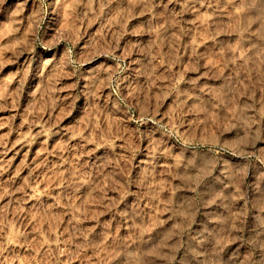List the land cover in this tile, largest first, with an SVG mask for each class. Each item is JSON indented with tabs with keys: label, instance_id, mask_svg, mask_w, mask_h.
Here are the masks:
<instances>
[{
	"label": "clouds",
	"instance_id": "clouds-1",
	"mask_svg": "<svg viewBox=\"0 0 264 264\" xmlns=\"http://www.w3.org/2000/svg\"><path fill=\"white\" fill-rule=\"evenodd\" d=\"M128 7L139 14L131 0ZM201 7H211V26L183 20L185 13L199 14ZM254 7L255 2L245 5L236 0H214L212 5L206 0H183L181 9L172 15L174 23L166 20L157 28L149 18L138 21L142 28L132 25L128 29L130 33H155V39L152 35L139 40L129 37L121 45L117 37L106 46V52H91L89 40L79 48L63 45L59 58H64L71 74L77 76L82 96L81 111L64 127H72L81 112L98 116L94 124L100 127L94 138L92 128L79 137L56 128L50 132L52 143L63 151H48L40 160V171L32 169L21 178L19 187H13L16 181L11 178L0 182V196L9 197L3 205L0 264H17L22 259L24 264H71L73 259H79L80 264H264V223L254 218L261 232L246 238L243 220L248 202L257 193L264 202V188L257 187L255 193L242 191V177L251 162L242 159L247 163L236 166L233 155L228 154L233 141L264 139V10L260 15H247ZM38 9L40 19L29 38L33 45L58 39L60 23L54 31L45 28V23L50 15L61 20L64 0H39ZM258 21L260 25L254 28ZM190 24L196 25L195 43ZM183 37L188 39L181 45ZM205 42L207 46L200 48ZM118 47L124 49L122 54ZM132 51L139 55L129 60ZM85 52L104 58L86 67ZM185 64L196 74L187 76ZM162 76L167 81L149 90ZM157 91L159 102L164 101L166 92L168 103L191 110L192 123L180 119L182 112L175 121L157 113L151 98ZM105 118L114 125L111 130L104 126ZM197 123L206 134L192 138L191 129ZM184 126L185 131L174 134ZM245 147L240 144L241 151ZM256 159L264 164V153ZM161 172L173 185L174 196L162 194ZM260 176L264 177V171ZM104 178L110 188L118 185L117 192L127 194L123 201L114 194L110 206L115 211L91 226L79 223L88 218L86 215L70 218L71 230L62 241L64 258L59 247L43 248L37 257L39 234L33 237L25 221L34 215L40 219L53 212H72L74 201H79L75 208L83 209L85 193L95 190ZM209 178L220 181L223 189L204 199L201 186ZM38 184L44 186L37 189ZM226 185L236 189L235 196L231 191L225 194ZM18 192L21 195L17 196ZM120 203L123 207L118 208ZM10 206L16 209V223L9 219ZM157 209L168 215L157 216ZM201 215L206 222L199 219ZM232 243L235 248L228 247ZM97 252L103 255L97 258Z\"/></svg>",
	"mask_w": 264,
	"mask_h": 264
},
{
	"label": "rangeland",
	"instance_id": "rangeland-1",
	"mask_svg": "<svg viewBox=\"0 0 264 264\" xmlns=\"http://www.w3.org/2000/svg\"><path fill=\"white\" fill-rule=\"evenodd\" d=\"M139 8V14H136L135 9H129L130 0H64V10L61 16L50 15L45 23V28L49 31H54L59 24L58 39L49 40L40 45H33L30 37L33 35L36 22L39 21L38 5L39 0H0V182L14 179L16 183L13 187H19L23 183L21 178H26L32 169L39 172L42 168L40 160L48 152L57 150L63 151V148L52 143L51 131L56 128H63L64 132L69 133L73 137H79L86 131L92 128L90 134L95 137V130L100 126L94 124L99 119L98 116H93L91 113H83L74 121L73 126L65 128L64 126L73 121L77 113L81 111V84L78 82L77 76L71 74L70 67L66 66L64 58H59V51L63 45H72L79 48L85 41L89 40L92 48L91 52L97 50L106 52L108 47L114 40L119 37V44L131 37L132 40L142 39L145 35H152L155 39V33H144L140 31L129 32L128 29L132 25H137L138 21L151 19L153 24L159 28L160 24L165 21H172L174 12H178L183 6V0H131ZM237 4L244 3L251 5L254 2L256 7L250 8L247 15H260L264 10V3L259 0H236ZM214 0H206L207 5H212ZM211 7H201L199 14L185 13L183 20L194 19L201 27L204 25L211 26L213 17L209 15ZM177 19H181L177 17ZM260 22L253 25L258 27ZM181 26H184L183 24ZM193 29V40L195 43V24L187 25ZM23 33V35H21ZM44 33L42 32V38ZM203 36V33H201ZM19 38V39H17ZM187 37L181 38V45L184 44ZM255 39V38H254ZM208 42L199 45L200 48L206 47ZM124 49L117 48V52L122 54ZM139 53L132 51L129 60L135 59ZM239 55L243 56V52ZM86 67L89 64L98 63L103 59V55H92L90 52L83 53ZM222 71V70H221ZM184 72L187 76H193L196 73L188 70V65H184ZM207 79L208 77H203ZM167 81L166 76H162L159 82H153L151 88H157L159 84ZM126 83V82H125ZM183 83V80L181 81ZM123 87V84L119 85ZM107 91V89H104ZM160 92L151 93L153 107L157 113L163 112L166 118L175 121L179 113H183L180 119L187 120L192 123L193 112L191 110L184 111L183 105L179 108L171 103H168L170 97L165 92V99L159 102ZM104 126L111 130L114 125L108 118H105ZM185 127L175 130L174 134L185 131ZM42 128L48 131H43ZM119 131V129H117ZM129 132V129H125ZM230 129L225 128V133ZM187 135L188 133L185 132ZM191 137L196 138L198 135L204 137L206 130L197 126L191 129ZM264 136V133L261 134ZM238 141V142H237ZM231 143L228 147V154L231 155V148L239 149L243 143L246 147L243 158L251 162V166L245 170L243 174L242 191L255 193L257 187L264 188V177L260 176L261 171H264V164L256 159V156L264 153V139H259L254 142H249L248 139L237 140ZM237 143V145H236ZM50 145V148L48 147ZM231 151V152H230ZM254 153V155H249ZM246 154V155H245ZM91 155V153H89ZM241 160V163L235 164L241 166L247 161ZM43 180V176L41 177ZM116 184L115 179L112 180ZM173 183H175L173 181ZM159 184L162 194L175 195L171 191L172 184L168 183V178L165 173L161 172ZM43 184L36 185L37 189L43 187ZM117 187H109L108 178H104L101 185L95 187V190H90L85 193L86 201L83 209L75 208L79 201H74V209L72 212H53L46 218L37 219L34 215L31 221H25V224L31 229L33 237L38 233L41 247L36 249V255L39 256L43 248H60V256L64 258L65 247L62 243L65 237L68 236L71 230L72 219L87 216L86 220L80 219L82 225L91 226L96 224L97 219H103L111 214L115 209L111 208L110 201L115 199V195H119L121 201L126 198V193L123 191L117 192ZM226 185L225 194L231 191L235 196L236 189ZM223 189L220 181L209 178L201 186V196L207 199L208 196ZM28 191H31L29 189ZM0 192L3 189L0 188ZM115 194V195H114ZM17 196L21 193H16ZM9 197L0 196V228L3 227L2 217L4 208ZM247 199V197H245ZM34 202L27 201L28 204ZM143 203V202H142ZM165 203H168L167 201ZM66 209V205H61ZM107 211H102L103 208ZM123 207V203L118 204V208ZM146 207V205H145ZM264 202L260 200L259 193L254 199L248 202L244 210L245 236L253 238L261 229L258 222L264 223ZM97 213H100L97 217ZM16 214L14 206H10L8 211L9 219L12 223H16L13 219ZM156 215L163 217L168 215L163 209H157ZM254 218L258 221L256 222ZM206 222L207 218L203 215L199 218ZM35 224V227L33 225ZM12 226L10 224L9 231ZM120 229L118 228L117 231ZM127 230V227L124 229ZM55 238V239H52ZM236 244H229L228 247L235 248ZM27 250L21 249L22 253ZM241 253L243 249L240 250ZM103 253L97 252L96 257L99 258ZM243 260V257H241ZM17 264H24V260H20ZM43 264V262H41ZM67 264V261H65ZM71 264H80L79 259H73Z\"/></svg>",
	"mask_w": 264,
	"mask_h": 264
},
{
	"label": "bare ground",
	"instance_id": "bare-ground-1",
	"mask_svg": "<svg viewBox=\"0 0 264 264\" xmlns=\"http://www.w3.org/2000/svg\"><path fill=\"white\" fill-rule=\"evenodd\" d=\"M236 145H237V143H236ZM228 147L230 148V146H228ZM243 150L246 152L245 148ZM231 151H232L231 155H233L232 162L234 164H238L239 162L241 163V160H242L243 155H244V151H241L240 148L239 149L238 148L237 149H234V147L231 148Z\"/></svg>",
	"mask_w": 264,
	"mask_h": 264
}]
</instances>
